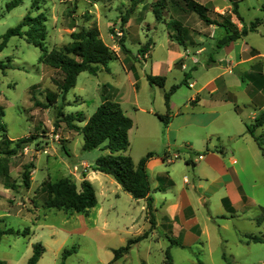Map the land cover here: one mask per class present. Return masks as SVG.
I'll return each instance as SVG.
<instances>
[{"label":"rangeland","instance_id":"obj_1","mask_svg":"<svg viewBox=\"0 0 264 264\" xmlns=\"http://www.w3.org/2000/svg\"><path fill=\"white\" fill-rule=\"evenodd\" d=\"M11 1L0 0V42L2 36L27 15L37 18L44 14L47 18L45 43L48 53L69 44L73 32L81 28L89 29L93 24L97 25L101 38L115 53L116 59L109 64L111 73L101 69L97 75L80 74L77 86L66 98L71 102L64 109L67 115L83 113L90 118L101 104L100 92L105 84L108 87L115 86L119 89V96L126 97L125 109L136 98L138 105L143 106L155 97L156 110L164 106V91L168 92L173 85L178 84L181 87L173 95V101L178 107H183L195 91L189 87L190 83L197 81L199 88L216 74L207 67V63L215 64V54L225 46H218L226 37L218 34L219 26L201 20L196 13L189 11L184 0H144L130 15L127 24L123 23L122 18L131 8L132 0H24L19 7L8 12L6 6ZM192 1L204 6L207 15L218 22H226L225 18L232 10L225 0ZM247 4H251L250 9ZM260 4L264 6V0H248L241 4L240 13L247 25L255 19L264 18V11L257 7ZM155 9L159 10L160 20L156 17ZM233 18L237 23H233L234 27L232 24L229 26L232 32L238 30L242 34L243 29L249 28L250 25L247 27L235 16ZM167 33H170L171 48L186 51L193 63L195 59L201 62L196 70L188 71L187 76L181 70L169 69ZM121 39L124 40L125 50L120 46ZM180 40H184V43H180ZM245 42L264 54V27L249 34ZM147 43L149 51L140 54L139 49H144ZM151 51L152 58L146 61ZM41 55L40 48L30 44L26 37L12 38L0 53V63L11 66L5 70L0 68V110L4 113L2 123L5 126L3 134L11 141L30 136L36 138L16 156L3 159V166L9 169L11 180L17 187L6 188L4 179L0 178V227L4 230L12 228L21 234L2 238L0 260L8 264H27L34 246L41 243L44 254L39 264H61L63 252L74 246L77 253L68 257L65 264H264V243H248L245 238L250 234H264V225L257 226L256 223V219L264 215V155L256 147L253 154V147L252 162L249 164L251 172H241L243 188L251 199L250 208L241 212L225 210L219 195L211 199L209 204H202L197 192L184 183L185 178L190 180V185L197 181L193 174L197 165L187 166L184 159L187 152L193 154V159L198 158L194 156V150L203 149L202 131L179 136L175 147L171 148L181 156L173 169L177 182L174 194L178 195L188 187L190 190L186 191L187 195L183 198L198 206L202 225L209 221V237L207 234L202 235L197 242L193 241L196 237L193 233L185 237L191 247L182 242L180 222L174 225V222L161 218L159 214V218L155 215L156 227H152L147 211L145 213L141 209L142 205L123 191L119 198L113 196L109 201L100 192L99 204L87 214L45 208V195L41 190L47 181L55 183L68 178L80 189L81 183L89 180L95 182L94 186L99 192L100 184L91 167L98 158L106 155V151L101 148L83 150V135L70 131L60 121V108L65 105L60 99L55 106L45 108L48 104L47 92L57 91L53 80L59 79L60 73L41 64ZM184 60L186 58L177 61V68L185 66ZM132 66L134 76H138L135 87L131 84L130 76L133 73L127 74L126 70V67L130 69ZM157 72L167 78L165 90L151 87L146 81V74ZM189 74L192 76L187 80L188 85L183 84ZM233 89L237 90L235 87ZM242 103L244 98L240 96L239 104ZM249 113L250 109L245 110V117ZM133 116L137 123L145 127L143 130L135 127L131 132L127 155L131 156L135 164L149 152L155 158H161L167 147L164 127L152 123L141 112L133 113ZM144 132L148 134V139L141 137ZM220 139L221 143L214 139L212 144L218 149L230 150L232 145L229 140L224 136H220ZM14 146L11 145V148ZM29 164L34 167L31 169V187L26 188L23 173ZM156 184L152 175V192ZM111 203H114V208L110 207ZM208 216L211 220L207 219ZM26 228L30 229V233L25 236L23 232ZM146 232L149 233L147 239L134 245L123 258L113 261V250ZM168 237L180 241L186 248L171 246ZM168 249L171 261L166 256Z\"/></svg>","mask_w":264,"mask_h":264},{"label":"crops","instance_id":"obj_2","mask_svg":"<svg viewBox=\"0 0 264 264\" xmlns=\"http://www.w3.org/2000/svg\"><path fill=\"white\" fill-rule=\"evenodd\" d=\"M225 1L229 3V9H233L232 3L228 0ZM246 1L248 0H240L238 4V12L242 18L240 6ZM247 5L248 9H250L251 4ZM257 7L264 11V6L262 4ZM231 11L229 13H231ZM258 19L264 21V18ZM256 20L257 19L251 21L250 24ZM232 22L237 23L234 18ZM242 24H246L244 18ZM249 25L246 24L247 27ZM261 27H264V23L259 28ZM259 28L255 32H258ZM255 32H250L249 34ZM218 34L224 37L227 35V32L223 27H219ZM249 34L219 48V51L214 56L215 64L208 65L207 63V67H209L210 70L213 69V72H216V74L211 76L209 80L199 88H197V81L190 83V85H193L192 88H194L195 91L191 95L189 102L183 107H178L179 105L175 104L173 101V95L178 90L170 99V109L168 110L166 108L164 100L163 108L157 109L158 111L154 108L155 97H152V101L150 100L143 106L138 105L136 98L134 102L125 109L126 97L119 96V89L112 85L108 91L112 99L120 103L126 116L130 119L132 118L133 127L129 132V138L135 127H138V130L139 127L142 128V130L145 127V125L137 123L133 113L137 114L141 112L145 117H149L152 123H159V125L164 127L163 135L165 136L167 147L163 156L161 158L153 157L147 163L150 182L151 176L153 175L157 183L154 187V191L152 192L151 190L150 195L154 200V213L157 217L160 214L161 218L174 222V225L176 222H180V226H182L181 232H183L181 233L182 242L186 246H190L185 241V237L189 233H193L196 236L193 241L197 242L202 235L207 234V237H209L210 229L208 227L209 221H205L204 225L199 221L200 210L198 206L192 204L189 199L183 198L187 195L186 191L190 190L188 187L187 189H182L180 194H174L177 188V182L174 177L173 169L181 159V156L179 153H174L171 148L175 147L179 136L189 132L202 131L201 138L203 149L194 150L196 153L194 156L198 158L193 159V154L187 152L184 159L187 166L190 164L197 165L193 170L194 177H197V181H193L190 185V180L185 178L184 183L185 185L191 186V189L197 192L202 204H209L211 199L219 195V200L225 210L241 212L251 207V199L243 188L244 185L241 181V172L243 174L251 172L249 164L252 162L253 147V154L255 147L257 151L261 152L258 144L249 134L247 124L254 123L255 119L260 114L264 113V83L261 78V74L264 78V54L245 42V38H248ZM167 40L168 53L170 54L169 69L181 70L184 72L185 76H187L188 71L196 70V67L200 65L201 62L195 65L193 61H191L192 57L188 58L186 51H178L171 48L170 33H167ZM240 42L241 44H239ZM154 50L153 48L152 51ZM152 51L150 57L146 59V61L151 60ZM185 58V70H183V68H177V61ZM133 68L134 66L130 67V69L126 67V70L127 74L133 73V76L130 74V77L131 84L135 87L138 76H134L135 70L133 71ZM147 75L162 76L158 72L146 74L147 83H149ZM191 76L192 75L189 74L188 78H191ZM167 83L168 81L166 78L165 87L162 89L165 90L167 88ZM107 85L108 84H105L104 86ZM150 86L154 87L152 85ZM234 87L237 88V90L233 89ZM165 93L166 91H164L163 97ZM100 95L102 103V92H100ZM240 96L244 98V103L242 104H239ZM80 97L81 96H79V98ZM75 101L79 102L77 99ZM82 101H84L83 98ZM66 103L69 105L71 104V102L67 100ZM248 109H250V113L245 117V110ZM158 114H169L171 119L169 124L165 125L160 121L157 117ZM86 118L89 119L88 117ZM255 135L258 137L261 136L264 139V126L258 128ZM220 136H224L229 140V144L232 145L230 150H226L225 148L218 149L216 145L212 144L214 139L221 143ZM141 137L149 138L148 134L145 132L142 133ZM176 156L177 158H175ZM95 173L96 181L98 180L100 184L99 192L96 191L97 197L101 192L104 195V199L108 201L113 196L119 198L120 193L123 191L122 187L113 180L111 176L100 172ZM92 183L95 185V182ZM130 197L132 198L131 195ZM133 201L141 204V209L146 213L147 203L145 200L133 199ZM110 207L114 208V203H111ZM210 218L209 216L207 217L208 220H211ZM133 220L134 219H132V221Z\"/></svg>","mask_w":264,"mask_h":264},{"label":"trees","instance_id":"obj_3","mask_svg":"<svg viewBox=\"0 0 264 264\" xmlns=\"http://www.w3.org/2000/svg\"><path fill=\"white\" fill-rule=\"evenodd\" d=\"M24 0H12L6 6L7 11L10 12L21 5ZM144 0H132V6L128 10L126 16H124L123 23L127 24L130 15H132L136 7L143 3ZM188 6L189 11L196 13L201 20L209 25H216L223 27L227 35L221 40L218 45L222 47L231 42L247 36L250 32H255L264 21L257 19L252 22L249 28L243 29L242 34L235 30L232 32L230 25L233 24V15L243 22V18L238 12V4L240 0H228L232 3L233 9L226 19V22H218L211 19L206 11L207 9L192 0H184ZM36 1L34 2V4ZM155 14L158 20H160L159 10L155 9ZM47 18L44 14H41L37 18H31L26 16L21 23L16 27L9 29L1 38L0 53L7 47L9 41L12 38L26 37L30 44L40 48L42 55L39 58L41 64H44L58 73H60L59 79H54L53 83L56 85V92H47L48 104L45 108L55 106L60 99L64 107L60 108L61 122H64L70 131L82 134L84 138L83 150L93 151L101 148L106 151V155L98 158L94 165L91 167L95 172H100L105 175L111 176L123 189L124 192L132 196L134 200H145L147 203L146 211L150 216V224L152 227H156V218L154 213V200L151 197V182L147 171L148 161L154 157L153 153H148L143 157L138 164H135L131 156L127 155L130 148L129 132L133 127V121L124 113L122 106L117 101L113 100L108 93L110 87L104 86L102 89L103 102L97 108L95 113L87 119L83 113L77 115L65 114L64 109L69 104L66 103V98L69 92L77 85L78 77L82 73H89L91 75H97L98 72L103 69L105 72L110 73L109 64L115 58V53L111 48L103 41L100 35L99 28L96 24H93L89 29L81 28L79 31L73 32L70 35L71 42L62 46L60 49L52 50L48 53L46 46L47 40V28L45 23ZM27 27V30L24 29ZM234 27V26H233ZM181 32L180 30H178ZM120 46L125 50L124 40L119 41ZM180 43H184V40H180ZM149 43L146 44L144 49H140V54H145L149 51ZM0 68L5 70L11 68V66H4L0 63ZM261 78H264L261 74ZM147 80L150 85L158 86L160 88L165 87L166 78L163 76L147 75ZM188 77L185 78L183 84L188 85ZM181 87V85H173L170 91L164 95L166 108L170 109V99L172 95ZM37 106H41L40 103H36ZM4 113L0 110V178L4 179L5 186L8 189H15L17 186L12 181L9 175V169L3 166L4 157L16 156L19 152L23 151L30 143L36 141L34 136L23 138L17 141H11L7 138L5 133V126L2 123ZM157 117L165 125L170 122L169 114L157 115ZM80 124H84L81 126ZM264 126V113L260 114L255 122L247 124L249 134L254 138L262 154L264 155V139L261 136H256L255 132L258 128ZM15 145L11 148V145ZM33 164L25 166L23 173V182L26 188L31 187V169ZM44 195V207L47 209L64 210L68 213L87 214L90 210L94 209L98 205V197L94 185L89 180H84L81 183L80 189L78 186L71 182L68 178L61 179L55 183L45 182L42 190ZM1 222V221H0ZM258 226L264 225V215L256 219ZM30 229L26 228L23 235H29ZM20 231H16L12 228L1 229L0 227V243L5 235H20ZM149 233L146 232L142 236L135 239H129L127 244L119 249L113 250L114 259L118 261L127 254L134 245L144 241L148 238ZM245 238L248 243L262 244L264 243V234L258 235H246ZM171 246L186 247L178 240L172 237H168ZM33 254L29 258L27 264H39L43 254L44 248L41 243H38L33 248ZM77 253L76 246L71 249H66L62 254L61 264H65V261L73 254ZM167 259L171 261L169 249L166 251ZM0 264H8L6 261L0 260Z\"/></svg>","mask_w":264,"mask_h":264},{"label":"built area","instance_id":"obj_4","mask_svg":"<svg viewBox=\"0 0 264 264\" xmlns=\"http://www.w3.org/2000/svg\"><path fill=\"white\" fill-rule=\"evenodd\" d=\"M194 63H195V64H198L199 61L195 59V60H194ZM183 68H185V66H184ZM189 86H190L191 88L193 87V85H189Z\"/></svg>","mask_w":264,"mask_h":264}]
</instances>
